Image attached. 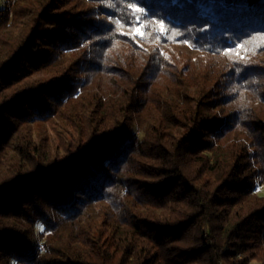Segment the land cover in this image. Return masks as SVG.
Segmentation results:
<instances>
[{
  "label": "trees",
  "instance_id": "1",
  "mask_svg": "<svg viewBox=\"0 0 264 264\" xmlns=\"http://www.w3.org/2000/svg\"><path fill=\"white\" fill-rule=\"evenodd\" d=\"M0 264H264V0H4Z\"/></svg>",
  "mask_w": 264,
  "mask_h": 264
},
{
  "label": "rangeland",
  "instance_id": "2",
  "mask_svg": "<svg viewBox=\"0 0 264 264\" xmlns=\"http://www.w3.org/2000/svg\"><path fill=\"white\" fill-rule=\"evenodd\" d=\"M4 0H0V6H3ZM35 132L37 134V139L40 141L43 140V135L47 136L48 143L54 148H59L58 140L61 139L66 143H71L75 145L79 138L75 132L72 130L65 128L63 126L56 125L52 127L51 125H46L45 127L42 126L41 123H34ZM43 142V141H42ZM42 247V245H40Z\"/></svg>",
  "mask_w": 264,
  "mask_h": 264
},
{
  "label": "snow or ice",
  "instance_id": "3",
  "mask_svg": "<svg viewBox=\"0 0 264 264\" xmlns=\"http://www.w3.org/2000/svg\"><path fill=\"white\" fill-rule=\"evenodd\" d=\"M161 30H163V29H161ZM136 31L138 34L140 33V29L138 27H137Z\"/></svg>",
  "mask_w": 264,
  "mask_h": 264
}]
</instances>
